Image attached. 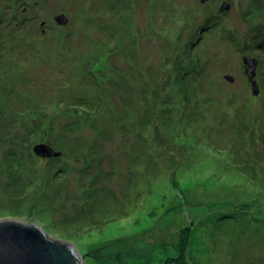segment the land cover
<instances>
[{"label": "rangeland", "instance_id": "obj_1", "mask_svg": "<svg viewBox=\"0 0 264 264\" xmlns=\"http://www.w3.org/2000/svg\"><path fill=\"white\" fill-rule=\"evenodd\" d=\"M10 219L86 264H162L186 226L196 264L264 258V0H0Z\"/></svg>", "mask_w": 264, "mask_h": 264}, {"label": "water", "instance_id": "obj_2", "mask_svg": "<svg viewBox=\"0 0 264 264\" xmlns=\"http://www.w3.org/2000/svg\"><path fill=\"white\" fill-rule=\"evenodd\" d=\"M205 2L206 0H202ZM60 23H67L68 17L61 14ZM245 63L253 67L249 73L252 81L257 64L256 59L244 57ZM233 81L234 76L227 74ZM34 152L41 156H60L61 152L47 143L37 144ZM0 264H86L85 255L71 242L49 238L45 230L37 225L24 224L18 220L0 221Z\"/></svg>", "mask_w": 264, "mask_h": 264}, {"label": "trees", "instance_id": "obj_3", "mask_svg": "<svg viewBox=\"0 0 264 264\" xmlns=\"http://www.w3.org/2000/svg\"><path fill=\"white\" fill-rule=\"evenodd\" d=\"M172 183L174 184L175 187L179 186V182L176 179H173ZM223 217H227V216H223ZM192 228L193 226H186L178 230L179 242L176 247L177 252L174 255H171V254L161 255V259L163 260L162 264H196L197 254L195 253L193 249V245H192V242L194 239ZM256 241L258 244V239L254 241V244H256ZM263 246L260 248H256L254 254H256L257 252H261L264 254ZM242 254L243 252H241L239 255L234 254L233 257H237ZM263 259L264 258H256L255 260L257 262L256 261H253V262L254 264L256 263L260 264V262H263L262 261ZM249 262H252V261H249ZM249 262H246V263H249Z\"/></svg>", "mask_w": 264, "mask_h": 264}]
</instances>
